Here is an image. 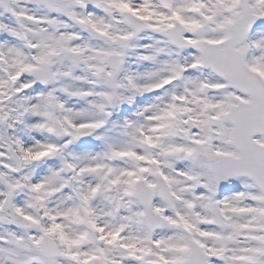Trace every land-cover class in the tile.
Segmentation results:
<instances>
[{"label": "snow or ice", "instance_id": "snow-or-ice-1", "mask_svg": "<svg viewBox=\"0 0 264 264\" xmlns=\"http://www.w3.org/2000/svg\"><path fill=\"white\" fill-rule=\"evenodd\" d=\"M0 264H264V0H0Z\"/></svg>", "mask_w": 264, "mask_h": 264}]
</instances>
